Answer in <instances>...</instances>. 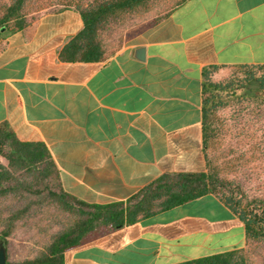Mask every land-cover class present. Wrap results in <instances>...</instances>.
Here are the masks:
<instances>
[{"label":"crops","instance_id":"1","mask_svg":"<svg viewBox=\"0 0 264 264\" xmlns=\"http://www.w3.org/2000/svg\"><path fill=\"white\" fill-rule=\"evenodd\" d=\"M82 27L77 11L60 9L1 32L0 123L43 143L62 189L88 204L205 172L202 72L264 65V0H187L103 62L59 61ZM244 243L243 224L208 194L98 236L64 264H178Z\"/></svg>","mask_w":264,"mask_h":264},{"label":"trees","instance_id":"2","mask_svg":"<svg viewBox=\"0 0 264 264\" xmlns=\"http://www.w3.org/2000/svg\"><path fill=\"white\" fill-rule=\"evenodd\" d=\"M152 1L91 0L85 4L75 0L52 1L50 4L54 6L77 11L83 24L59 52V61L107 60L118 49L108 53L104 33L124 17L147 9ZM185 1L175 0L152 24ZM27 2L11 0L2 4L0 31L10 25V31H20L30 24L25 16ZM263 68L264 65L234 67L240 76L218 81L212 79L217 67L205 68L201 98L205 172L164 174L125 202L88 204L67 194L46 146L40 142H21L6 122L0 123V242L6 249V264H64L65 253L89 244L91 237L120 230L208 194L215 196L243 224L246 245L264 244V197H249L239 185L222 178L207 153L226 126L219 116L221 110L245 102L258 111L256 116L264 114V72H256ZM19 232L34 236L31 255L10 260L9 239ZM178 264H264V260L252 262L240 248Z\"/></svg>","mask_w":264,"mask_h":264},{"label":"rangeland","instance_id":"3","mask_svg":"<svg viewBox=\"0 0 264 264\" xmlns=\"http://www.w3.org/2000/svg\"><path fill=\"white\" fill-rule=\"evenodd\" d=\"M10 1L0 0V14L4 10L2 4ZM52 1L54 0H28L25 8L26 19L32 23L45 13L63 8L61 5L50 4ZM75 1H82L85 4L91 0ZM174 1L153 0L147 9L124 17L122 21L112 26L103 37L108 53L119 49L128 35L151 25L155 18L169 10ZM9 29H12V25L8 26L7 30H1L0 34L3 31H10ZM256 72L261 74L264 68ZM236 74L238 73L235 69H223L215 71L212 79L218 81ZM257 113L254 107L245 102L221 110L219 116L223 123L226 121V126L220 132L216 144L207 151L208 157L219 169L220 176L239 185L249 197H264V114L256 116ZM32 238L34 236L26 232L16 233L10 238L9 259L22 260L31 255ZM241 249L252 262L259 263L264 260V244L255 247V244L249 246L244 243Z\"/></svg>","mask_w":264,"mask_h":264},{"label":"water","instance_id":"4","mask_svg":"<svg viewBox=\"0 0 264 264\" xmlns=\"http://www.w3.org/2000/svg\"><path fill=\"white\" fill-rule=\"evenodd\" d=\"M6 249L2 242H0V264H6Z\"/></svg>","mask_w":264,"mask_h":264}]
</instances>
